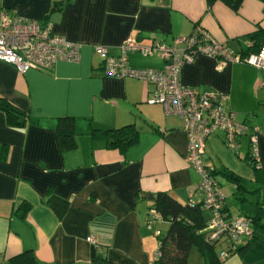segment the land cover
<instances>
[{
  "label": "crops",
  "instance_id": "obj_1",
  "mask_svg": "<svg viewBox=\"0 0 264 264\" xmlns=\"http://www.w3.org/2000/svg\"><path fill=\"white\" fill-rule=\"evenodd\" d=\"M60 1L0 0V14L6 10L21 19L49 22L54 34L80 45L78 61H57L46 71L22 74L0 62V97L28 112L35 123L11 129L0 112V264L24 251L33 253L36 264H91L98 253L113 264H150L158 240L146 220L157 195L166 193L182 204L201 202V178L185 160L184 120L146 103L152 85L106 77L94 48L105 47L116 58L128 38L141 46H170L198 25L245 56L261 44L251 36L264 30V0H243L236 11L221 2L209 6L206 0H66L50 13ZM127 62L138 69L164 66L159 57L137 52H129ZM180 81L201 93L225 96L236 121L258 130L261 179L244 161L250 152L248 134L238 137L231 151L224 133L215 132L201 158L205 166L243 180L245 190L237 191L231 180L214 176L230 214L258 215V206L264 211V70L199 55L182 65ZM62 117L75 119L77 149L68 153L60 151L56 138ZM129 124L140 137L125 156L88 136L92 128ZM51 192L69 203L61 219L46 204ZM257 195L247 209L248 196ZM23 202L31 210L21 219L16 210ZM237 248L220 257V264H264V229L242 238Z\"/></svg>",
  "mask_w": 264,
  "mask_h": 264
},
{
  "label": "built area",
  "instance_id": "obj_2",
  "mask_svg": "<svg viewBox=\"0 0 264 264\" xmlns=\"http://www.w3.org/2000/svg\"><path fill=\"white\" fill-rule=\"evenodd\" d=\"M79 50L80 45L54 34L49 22L21 19L6 10L0 14V62L22 74L29 70L46 71L57 61L76 62ZM94 50L103 58L106 77L133 78L152 85L154 91L146 103L160 105L166 115H176L184 120V132L188 138L185 160L201 178L199 192L212 215L208 239L213 242L227 240L229 246L235 249L242 238H251L253 229L248 218L242 215L228 217L222 210L224 199L212 175L213 168L205 166L201 158L206 140L220 131L224 133L226 146L231 151L238 146V137L248 134L250 153L257 159L258 130L236 121L234 113L225 106V96L214 97L182 85L180 69L184 63H192L197 56L205 55L223 65L231 62L264 70V42L256 53L240 56L213 40L197 25L189 37L175 39L170 46L159 43L141 46L128 38L116 58L110 56L105 47L96 46ZM129 52L157 56L164 61V66L161 69L133 68L127 62ZM159 219L157 212L151 209L146 227L151 230ZM154 236L159 238L160 230H154ZM88 241L93 239L88 238ZM222 255L226 257L228 253Z\"/></svg>",
  "mask_w": 264,
  "mask_h": 264
},
{
  "label": "trees",
  "instance_id": "obj_3",
  "mask_svg": "<svg viewBox=\"0 0 264 264\" xmlns=\"http://www.w3.org/2000/svg\"><path fill=\"white\" fill-rule=\"evenodd\" d=\"M206 1L209 6L215 2H221L233 11L238 10L243 2V0ZM65 2L66 0H61L59 4L58 2H54L50 9V13L59 9ZM46 19L47 18H45V20ZM251 38L261 40V46L264 42V30L257 31ZM257 51L251 53H256ZM0 112L4 114L6 124L11 129L20 130L25 128L28 124H35L28 112L18 108L2 97H0ZM88 136L91 142H102L106 149L117 151L121 156H125L126 152L138 143L140 131L135 125L129 124L117 129L102 130L92 128ZM56 138L62 153H68L77 149V132L74 118L62 117L57 120ZM244 161L252 168L256 179H261V167L257 163V159L249 152L246 154ZM218 173L225 179L231 180L237 191L245 190L242 184L243 180L239 177L229 172H217L215 170L212 172L213 177ZM46 204L59 219L65 215L69 208V203L66 200L57 197L52 192L48 194ZM261 206L262 205H260V207L258 206V215L254 217L245 216L252 224V237L257 229H264V224H262L264 223V211ZM151 209L155 210L159 215V222L167 223L168 228L164 233L160 230L161 236L157 238V249L150 264H187L192 250H195L200 255L203 264H220V257L224 258L225 256L222 254L220 256L218 255L216 247L219 244H225L227 246V250L223 252L224 254L228 253L229 255L238 250V244L235 249H232V246H229L227 240L213 242L208 239L210 232L209 224L212 215L208 219L204 217V212L208 210L204 205L203 195L201 202L188 201L186 204H182L166 193H159ZM30 210L31 205L27 202H23L17 208L16 214H20V218L23 219ZM222 210L228 217L234 216L227 210L224 200ZM154 228L155 227H153V232L154 230H159ZM36 262L31 251H24L9 260V264H36ZM91 264L113 263L102 254L98 253L91 261Z\"/></svg>",
  "mask_w": 264,
  "mask_h": 264
},
{
  "label": "rangeland",
  "instance_id": "obj_4",
  "mask_svg": "<svg viewBox=\"0 0 264 264\" xmlns=\"http://www.w3.org/2000/svg\"><path fill=\"white\" fill-rule=\"evenodd\" d=\"M142 56V55H141ZM263 194H261V196H262ZM264 197V196H263ZM258 198V195L257 196H248V200H249V202H248V205H245L246 206V208L247 209H249V207H254L253 205H254V203H255V199H257ZM253 200V201H252ZM230 201H231V205H235V206H239V204L238 203H236V201H234V199H230ZM233 211H235V210H233ZM209 211H206V212H204V217L206 218V219H208V217H209ZM243 213H245V212H243ZM246 215H248V214H246ZM155 229H159V230H161L162 231V233H164V232H166V230H167V228H168V224L167 223H163V222H158L155 226ZM89 239H92V238H89ZM157 239V238H156ZM87 241H88V239H87ZM88 242H91V243H93L94 242V240L93 241H88ZM226 247V245L225 244H219L217 247H216V251L218 252L221 248H225ZM187 264H203V260H202V258L200 257V255L195 251V250H193L191 253H190V255H189V258H188V262H187Z\"/></svg>",
  "mask_w": 264,
  "mask_h": 264
}]
</instances>
